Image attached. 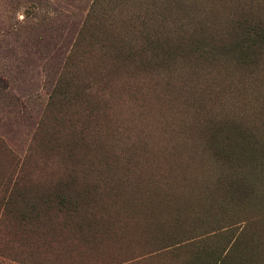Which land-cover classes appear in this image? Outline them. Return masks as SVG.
<instances>
[{"label":"rangeland","instance_id":"rangeland-1","mask_svg":"<svg viewBox=\"0 0 264 264\" xmlns=\"http://www.w3.org/2000/svg\"><path fill=\"white\" fill-rule=\"evenodd\" d=\"M245 26L264 0H0V264H264V51L135 70ZM236 119L263 149L230 170L207 130Z\"/></svg>","mask_w":264,"mask_h":264},{"label":"trees","instance_id":"trees-1","mask_svg":"<svg viewBox=\"0 0 264 264\" xmlns=\"http://www.w3.org/2000/svg\"><path fill=\"white\" fill-rule=\"evenodd\" d=\"M162 30L160 34L162 36L161 38H164L166 30L164 28ZM167 34L168 35L165 37L166 41L160 42L162 44L161 47H154L155 50L150 52L148 58L144 55L148 51L147 48L140 47L138 54L142 55L137 60L135 70L146 71V69H154L156 67L162 68V65L166 62L165 58L170 55L168 49L171 48L182 50L184 47L187 48L189 46L187 50L190 54L196 55L197 57L195 59L198 60L202 57L200 53L202 49L211 46L216 50L221 49V55H223V53L231 54L235 62L237 59L240 63H242V58L245 57L244 50L250 49L252 56L256 59H258V56L264 51V27L262 26L251 28L245 26L237 36L236 28H234L232 32H230L228 38L221 37V39H215L209 35L205 36L204 32H200L197 36L195 34H188V32L187 34L185 33L186 36H180V34H178L177 36L171 37L169 33ZM107 36L109 38L112 37L111 35ZM236 40L239 41L237 44ZM146 41H149L148 44H151L149 38ZM214 42L226 44L222 47H215L218 45ZM154 43L157 45L158 41H154ZM117 50L118 48L116 51ZM236 51H239V57H236ZM234 55L236 58H234ZM122 58L131 61L129 57L122 56ZM154 59H159V61L153 62ZM207 134L209 136L208 141L212 145L211 148L214 150L215 156L222 158L223 163L230 168V170L236 169V167L232 165L235 162L241 165L249 164L253 167L258 161L256 160L257 157L259 159L262 153L263 145L260 141L261 136L255 132L248 131L240 120L238 121L236 119V121H224L217 123V125H209ZM252 187L250 184L246 185V187L243 186L240 190V194L247 193Z\"/></svg>","mask_w":264,"mask_h":264}]
</instances>
